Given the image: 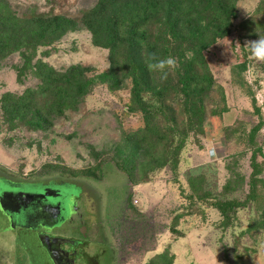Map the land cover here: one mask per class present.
<instances>
[{
	"label": "rangeland",
	"instance_id": "374dc122",
	"mask_svg": "<svg viewBox=\"0 0 264 264\" xmlns=\"http://www.w3.org/2000/svg\"><path fill=\"white\" fill-rule=\"evenodd\" d=\"M9 1L18 11L34 6L76 16L97 0ZM261 22L262 0H238L226 35L204 51L212 88L202 102L203 122L186 130L176 163L170 157L186 124L178 97L163 104L159 131L150 145L127 161L128 135L143 127L144 113L131 101L127 79L114 88L97 79L109 67V51L92 42L86 27L36 49L32 62L40 58L57 70L81 64L84 75L94 80L76 109L59 116L50 113L42 128L8 123L2 95L18 97L36 89L40 78L30 70L17 75L18 53L0 58L1 171L47 183L57 172L77 180L81 191L61 185L70 199L68 214L74 211L70 195L80 192L76 212L52 232L76 239L80 264H148L164 250L174 264H264V224L259 221L264 206V59L254 56L247 44L264 37ZM50 100L39 95L34 105L45 111ZM254 146L261 152L251 199ZM24 185L29 189L36 184ZM229 199L246 202L224 221L212 202ZM4 216L0 202V264H53L33 227L14 228ZM21 223H26L24 217L17 226Z\"/></svg>",
	"mask_w": 264,
	"mask_h": 264
},
{
	"label": "trees",
	"instance_id": "16d2710c",
	"mask_svg": "<svg viewBox=\"0 0 264 264\" xmlns=\"http://www.w3.org/2000/svg\"><path fill=\"white\" fill-rule=\"evenodd\" d=\"M237 1L97 0L78 15L68 16L39 11L34 6L18 11L9 0H0V58L18 53L21 64L15 66L17 75L20 77L30 70L40 78L36 89H26L18 97L4 93L1 109L11 126L23 123L34 129L44 127L50 113L59 116L68 108L76 109L79 99L94 83L93 78L84 75L85 68L72 64L57 70L40 58L32 60L37 47L56 41L67 31L86 27L91 32L92 42L109 51V67L97 75V79L109 83L111 88L127 79L131 101L144 113L143 127L128 135L127 161H134L147 142L146 146L150 145L152 136L159 131L157 117L163 111V104L178 97L176 104L181 107L180 114L185 116L186 124L180 143L174 149L175 156L170 157L176 163L186 130L200 127L203 122L202 102L212 88L204 51L226 35ZM259 25L264 31V22ZM43 53L48 54L45 50ZM168 60H172V64ZM39 95L51 99L45 111L34 105ZM256 130L254 127L251 133ZM260 152V147L254 146L250 157L248 196L251 199L256 193V155ZM55 175L72 178L69 173ZM245 202L216 200L212 205L223 220L228 221L230 213ZM260 215L259 221L264 224V206ZM172 257L164 250L151 257L148 264H174Z\"/></svg>",
	"mask_w": 264,
	"mask_h": 264
},
{
	"label": "flooded vegetation",
	"instance_id": "af4514ba",
	"mask_svg": "<svg viewBox=\"0 0 264 264\" xmlns=\"http://www.w3.org/2000/svg\"><path fill=\"white\" fill-rule=\"evenodd\" d=\"M51 180L48 178V183L40 178H30V179H21V178H14L11 174H4L0 170V179L3 180V183H0V193L6 192V201L8 203V198L11 193L17 197L16 201L11 205L12 208L20 205V208H17L16 213H9L7 214L4 212V217L8 220V225L13 226L14 228L25 227L28 229H32L34 232H38L40 235H48L49 241L47 243L43 242V247L45 250L51 255L53 252H57L59 249L63 250L64 254L59 252V255L62 259H59V264H80V257L82 253H78L79 245L77 244L76 239H67L63 238L64 240H58L57 238L60 236L57 235L54 231L52 232L53 228L57 225L63 223L66 220H69L72 214L76 212V201L77 197L79 196L78 192L76 197L74 195H70V198H73L74 211L71 214L67 213V204H69V196L62 192V186L64 184H71L76 187V189L81 191L80 184L77 183V180H73L72 178H67L64 176L59 175H52ZM46 179V178H45ZM41 180V181H40ZM36 184L34 188L27 189L24 184ZM40 183V184H39ZM44 192H48L49 196H41ZM26 195L25 193H31L35 195V200L27 201V198H24L22 195ZM19 197V198H18ZM20 200V201H19ZM21 204L23 206H21ZM50 205L55 207L54 210L49 212H42L40 211L44 206ZM21 217L25 218L26 223H21L22 225L17 226V220L21 221ZM25 224V225H24ZM47 225V226H45ZM47 229H50V233H48ZM53 238L56 239L55 242L51 241ZM62 238V237H61ZM48 246H47V245ZM83 242L81 243V245ZM66 256V257H64ZM72 261V262H71Z\"/></svg>",
	"mask_w": 264,
	"mask_h": 264
},
{
	"label": "water",
	"instance_id": "95a60500",
	"mask_svg": "<svg viewBox=\"0 0 264 264\" xmlns=\"http://www.w3.org/2000/svg\"><path fill=\"white\" fill-rule=\"evenodd\" d=\"M5 193L6 192H1L0 193V202H1V209L4 211V212H6L7 214H9V213H16V211H17V208H20L19 206L20 205H17L16 204V207H14V208H12L11 207V205L14 203V201H16L17 199V197H13V196H15V195H13L12 193L9 195V196H11V197H9L8 198V203H7V201H6V196H5ZM26 195H24V193H22V195L24 196V198H27V201H32V200H35V195L34 194H31V193H25ZM50 194L48 193V192H44V194H42L41 196L43 197V196H49ZM19 198V197H18ZM20 201V200H19ZM21 206H23L22 204H21ZM54 208L55 207H53V206H48V205H46V206H44L40 211H42V212H51L52 210H54ZM45 226H47V225H45ZM39 239H40V243L41 244H43V242H45V243H47L48 241H49V236L48 235H45V234H43V235H40L39 236ZM58 240H64L63 238H57ZM51 241H53V242H55L56 241V239L55 238H53ZM47 245V244H46ZM48 246V245H47ZM59 252L61 253V252H64L63 250H58L57 252L55 251V252H53V253H51V255H50V258H51V261H52V263L53 264H59V259H62V258H59V257H61L60 255H59ZM49 254V253H48ZM61 254H64V253H61ZM65 255V254H64ZM64 257H66V256H64ZM72 262V261H71Z\"/></svg>",
	"mask_w": 264,
	"mask_h": 264
},
{
	"label": "clouds",
	"instance_id": "9594fccd",
	"mask_svg": "<svg viewBox=\"0 0 264 264\" xmlns=\"http://www.w3.org/2000/svg\"><path fill=\"white\" fill-rule=\"evenodd\" d=\"M246 14L251 16L248 12H246ZM247 44L249 45L250 51L254 56L264 59V37L260 36L257 41L248 42ZM168 63L172 64V60H168Z\"/></svg>",
	"mask_w": 264,
	"mask_h": 264
}]
</instances>
